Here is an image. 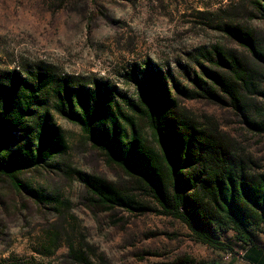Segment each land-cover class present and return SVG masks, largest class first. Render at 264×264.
<instances>
[{
  "label": "rangeland",
  "instance_id": "obj_1",
  "mask_svg": "<svg viewBox=\"0 0 264 264\" xmlns=\"http://www.w3.org/2000/svg\"><path fill=\"white\" fill-rule=\"evenodd\" d=\"M232 5L0 0V100L3 93L21 98L25 87L32 89L28 126H53L65 145L53 161L22 173L21 188L0 182V264H249L231 230L219 233L232 249L222 252L196 243L181 223L154 212L90 208L82 179L113 181L121 174L67 118L80 116L82 105H94L100 119L93 133L112 128L126 142L132 131L147 135L138 124L144 101L163 93L198 123L210 120L264 172V134L250 133L231 108L198 98V81L213 69V47L222 38L217 26ZM249 26L264 37L258 19ZM226 43L242 53L231 40ZM14 78L23 87L14 89ZM256 245L264 250V234Z\"/></svg>",
  "mask_w": 264,
  "mask_h": 264
},
{
  "label": "trees",
  "instance_id": "obj_2",
  "mask_svg": "<svg viewBox=\"0 0 264 264\" xmlns=\"http://www.w3.org/2000/svg\"><path fill=\"white\" fill-rule=\"evenodd\" d=\"M232 7L217 26L223 39L213 47V69L204 71L206 80L198 81V98L231 108L250 133L263 135L264 37L249 22L258 19L264 26V0H233ZM11 83L14 89L24 85L16 78ZM25 89L21 98L6 92L0 100V182L15 189L22 187V173L48 164L65 149L53 126H28L33 90ZM144 104L138 124L147 128V135L132 131L126 142L112 128L93 133L100 119L94 105H82L80 116L67 117L87 134L107 165L121 174L113 181L84 177L88 206L104 212H154L181 223L196 243L222 252L232 249L219 233L231 230L242 248L260 253L256 238L264 234V172L257 161L210 120L198 123L163 93L148 94Z\"/></svg>",
  "mask_w": 264,
  "mask_h": 264
},
{
  "label": "crops",
  "instance_id": "obj_3",
  "mask_svg": "<svg viewBox=\"0 0 264 264\" xmlns=\"http://www.w3.org/2000/svg\"><path fill=\"white\" fill-rule=\"evenodd\" d=\"M259 249L260 248L257 246V250ZM244 251L245 258L251 260L254 264H264V250L259 253L256 250H248V248H245Z\"/></svg>",
  "mask_w": 264,
  "mask_h": 264
}]
</instances>
